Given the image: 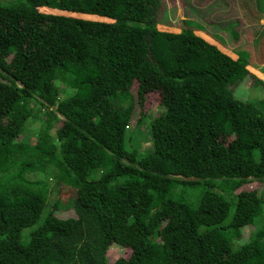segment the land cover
I'll return each instance as SVG.
<instances>
[{
    "label": "trees",
    "instance_id": "obj_1",
    "mask_svg": "<svg viewBox=\"0 0 264 264\" xmlns=\"http://www.w3.org/2000/svg\"><path fill=\"white\" fill-rule=\"evenodd\" d=\"M197 1L0 0V264H264V34Z\"/></svg>",
    "mask_w": 264,
    "mask_h": 264
},
{
    "label": "rangeland",
    "instance_id": "obj_2",
    "mask_svg": "<svg viewBox=\"0 0 264 264\" xmlns=\"http://www.w3.org/2000/svg\"><path fill=\"white\" fill-rule=\"evenodd\" d=\"M207 1V0H206ZM209 3L219 2L220 3V11L217 17H212L211 21L218 23L220 21L222 25H229L232 27V31L235 36L239 37L236 40L235 44H239L240 41L242 43L247 42L244 34L248 33L252 36L250 42L254 43V41L264 34V2L256 5L254 1L244 3L243 0H238L234 3L229 2L230 0H208ZM205 3H199L197 0H164V8L166 10L167 19L172 23H177L179 20L184 18H189L195 21L194 14L197 12H201L199 10L200 5L203 6ZM233 4V5H232ZM263 10H262V8ZM260 14V18L258 16ZM215 24V23H213ZM240 40V41H239ZM256 46V42H255ZM257 70L260 72V78L264 79V53H263V62L257 63ZM245 86H238L236 88L235 93L237 95L251 98L260 95L258 91L260 88L256 85H252V81L247 84V80L244 83ZM159 108L157 106L150 107L148 109L149 112L156 113ZM145 126V125H144ZM144 126H141V135L138 139H131L133 145H137L139 149H146L148 147L147 141V131ZM33 135V133H30ZM29 134V135H30ZM149 134V129H148ZM150 135V134H149ZM138 134L135 133V137ZM128 142V141H127ZM130 147V145L127 143ZM264 190V184H263ZM246 240V239H245ZM123 250L119 248H114L111 250L110 261L113 262L115 259L122 255Z\"/></svg>",
    "mask_w": 264,
    "mask_h": 264
}]
</instances>
